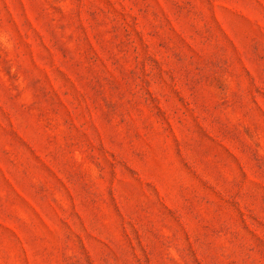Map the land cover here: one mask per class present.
Instances as JSON below:
<instances>
[{"label":"rangeland","instance_id":"rangeland-1","mask_svg":"<svg viewBox=\"0 0 264 264\" xmlns=\"http://www.w3.org/2000/svg\"><path fill=\"white\" fill-rule=\"evenodd\" d=\"M0 264H264V0H0Z\"/></svg>","mask_w":264,"mask_h":264}]
</instances>
